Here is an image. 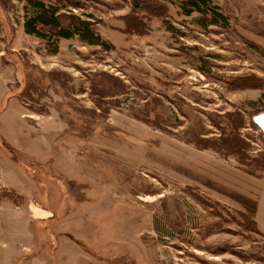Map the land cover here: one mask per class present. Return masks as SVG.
<instances>
[{"label": "rangeland", "instance_id": "1", "mask_svg": "<svg viewBox=\"0 0 264 264\" xmlns=\"http://www.w3.org/2000/svg\"><path fill=\"white\" fill-rule=\"evenodd\" d=\"M78 1L112 48L0 0V264H264V0H145L141 34Z\"/></svg>", "mask_w": 264, "mask_h": 264}, {"label": "trees", "instance_id": "2", "mask_svg": "<svg viewBox=\"0 0 264 264\" xmlns=\"http://www.w3.org/2000/svg\"><path fill=\"white\" fill-rule=\"evenodd\" d=\"M145 0H131L129 13L119 17L124 22L121 32L126 34H141L145 29L144 18L140 12L144 10L141 4ZM23 29L25 33L39 38L46 43L49 52L56 53L61 39L77 38L87 45L100 46L105 50L113 47L112 43L102 38L95 28V22L83 18L72 9L82 8L78 0H26ZM183 14L199 12L207 17L210 13V22L216 23V9L210 0H179ZM153 14L164 17L166 2L164 0H151ZM150 6V5H147ZM146 6V7H147ZM144 12V11H143ZM221 17V15H218ZM264 112V111H263ZM260 113V112H259ZM257 208V201L253 205V216Z\"/></svg>", "mask_w": 264, "mask_h": 264}, {"label": "water", "instance_id": "3", "mask_svg": "<svg viewBox=\"0 0 264 264\" xmlns=\"http://www.w3.org/2000/svg\"><path fill=\"white\" fill-rule=\"evenodd\" d=\"M252 120L264 132V112L254 115Z\"/></svg>", "mask_w": 264, "mask_h": 264}, {"label": "crops", "instance_id": "4", "mask_svg": "<svg viewBox=\"0 0 264 264\" xmlns=\"http://www.w3.org/2000/svg\"><path fill=\"white\" fill-rule=\"evenodd\" d=\"M65 40H68V39H61V40L59 41V43H61L62 41H65ZM257 209H258V201H257L256 212H255V220H256ZM27 218H28L29 220H35V219H40L41 217H40V216H36V215H27ZM256 223H257V226L259 227V224H258L257 220H256ZM259 228H260V227H259Z\"/></svg>", "mask_w": 264, "mask_h": 264}]
</instances>
